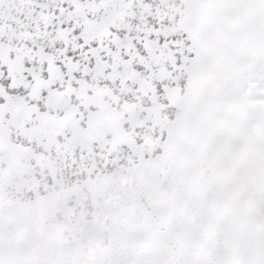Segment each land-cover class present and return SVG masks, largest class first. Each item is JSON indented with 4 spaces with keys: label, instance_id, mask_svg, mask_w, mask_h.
<instances>
[{
    "label": "snow or ice",
    "instance_id": "obj_1",
    "mask_svg": "<svg viewBox=\"0 0 264 264\" xmlns=\"http://www.w3.org/2000/svg\"><path fill=\"white\" fill-rule=\"evenodd\" d=\"M0 264H264V0H0Z\"/></svg>",
    "mask_w": 264,
    "mask_h": 264
}]
</instances>
